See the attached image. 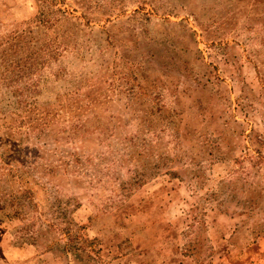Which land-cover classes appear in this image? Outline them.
I'll use <instances>...</instances> for the list:
<instances>
[{
    "label": "rangeland",
    "instance_id": "rangeland-1",
    "mask_svg": "<svg viewBox=\"0 0 264 264\" xmlns=\"http://www.w3.org/2000/svg\"><path fill=\"white\" fill-rule=\"evenodd\" d=\"M0 264H264V0H0Z\"/></svg>",
    "mask_w": 264,
    "mask_h": 264
}]
</instances>
